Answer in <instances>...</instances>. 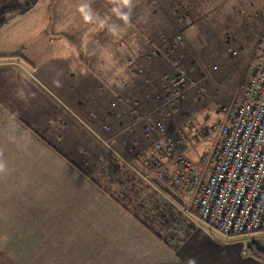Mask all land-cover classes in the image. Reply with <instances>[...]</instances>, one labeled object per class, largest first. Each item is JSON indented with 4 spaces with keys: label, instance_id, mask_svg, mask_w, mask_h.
<instances>
[{
    "label": "rangeland",
    "instance_id": "1",
    "mask_svg": "<svg viewBox=\"0 0 264 264\" xmlns=\"http://www.w3.org/2000/svg\"><path fill=\"white\" fill-rule=\"evenodd\" d=\"M20 15L8 14L0 49L9 50L20 40L33 42L29 33L37 21L50 20L49 26H61L64 47L71 50L63 99L60 88H54L63 75L50 73L48 82L44 73L50 59L45 47L37 41L36 47H26L38 68L34 74L46 84L27 89L29 95L44 93L40 104L56 97L35 113V121L41 125L55 110L70 115L68 126L78 129L70 127L64 140L70 144L58 147L83 171L121 172L132 177L135 190L141 187L144 194L159 197L173 224L182 228L196 221L197 184L206 180L220 155L218 127L233 98L249 85L259 59L264 0H66V5L39 0ZM144 105L149 111L143 117ZM142 131L149 140L139 145ZM94 180L106 184L107 176ZM162 186L164 194L157 191ZM147 202L154 209L156 201ZM256 242L264 246V238Z\"/></svg>",
    "mask_w": 264,
    "mask_h": 264
},
{
    "label": "crops",
    "instance_id": "2",
    "mask_svg": "<svg viewBox=\"0 0 264 264\" xmlns=\"http://www.w3.org/2000/svg\"><path fill=\"white\" fill-rule=\"evenodd\" d=\"M49 24L50 20L37 21V28L29 33L33 42L20 40L9 50L0 49V69L6 68L4 74L0 70V264H264L248 252L251 240L223 242L218 231L197 220L180 228L163 212L159 197L153 199L141 187L133 188L132 177L83 171L58 147L70 144L64 141L70 137V115L50 111L40 125L35 113L43 104L55 103L56 97L46 95L49 101L40 104L37 100L45 94L29 95L27 90L46 85L34 74L38 68L32 63L31 49H26L36 47L35 41L50 57L44 68L48 82L50 73L69 78L70 47H64L61 26ZM20 49L24 58H4ZM72 58L85 62L82 57ZM64 82L69 80L64 77L54 85L63 99ZM43 109L46 116L47 107ZM148 111L144 105L140 114L144 117ZM72 128L78 129L77 124ZM139 134V145L149 140L144 131ZM109 143L117 146L118 140ZM97 175L107 176L108 185L94 180ZM157 191L165 193L163 186ZM152 199L154 209L147 202L154 204ZM152 212L159 216L149 217Z\"/></svg>",
    "mask_w": 264,
    "mask_h": 264
},
{
    "label": "built area",
    "instance_id": "3",
    "mask_svg": "<svg viewBox=\"0 0 264 264\" xmlns=\"http://www.w3.org/2000/svg\"><path fill=\"white\" fill-rule=\"evenodd\" d=\"M258 47L250 83L218 127L220 155L196 187L197 221L218 231L223 242L264 238V32Z\"/></svg>",
    "mask_w": 264,
    "mask_h": 264
},
{
    "label": "trees",
    "instance_id": "4",
    "mask_svg": "<svg viewBox=\"0 0 264 264\" xmlns=\"http://www.w3.org/2000/svg\"><path fill=\"white\" fill-rule=\"evenodd\" d=\"M39 0H0V27L6 23L9 13L23 14L30 10ZM21 56V55H12ZM248 252L264 261V249H262L256 241H251L247 244Z\"/></svg>",
    "mask_w": 264,
    "mask_h": 264
}]
</instances>
